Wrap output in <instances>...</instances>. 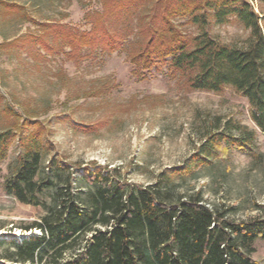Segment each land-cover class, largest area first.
I'll use <instances>...</instances> for the list:
<instances>
[{
  "label": "rangeland",
  "instance_id": "1",
  "mask_svg": "<svg viewBox=\"0 0 264 264\" xmlns=\"http://www.w3.org/2000/svg\"><path fill=\"white\" fill-rule=\"evenodd\" d=\"M0 1V133L11 124H30L17 131L0 160V240L41 235L25 227L40 220L43 209L20 203L4 189L9 168L31 134L43 145V166L54 159L69 165L76 186L85 168L109 172L137 187L168 175L173 194H199L209 205L230 208L236 221L259 216L264 133L251 119L248 100L231 87L220 93L191 90L184 76L170 70L169 59L142 72L144 77L131 61L144 40L141 23L152 21L153 0L125 2L106 21L122 39L119 50L77 44L73 57L70 34L90 33L89 16L105 12L104 0ZM251 3L263 17L264 4ZM173 20L187 36L198 33L189 17ZM154 22L163 25L159 17ZM207 31L228 44L249 36L235 17L211 23ZM228 121L255 132L254 155L232 149L226 159L200 160L206 135ZM187 166L190 174L178 171ZM254 248L252 259L264 264V240L258 239Z\"/></svg>",
  "mask_w": 264,
  "mask_h": 264
},
{
  "label": "trees",
  "instance_id": "2",
  "mask_svg": "<svg viewBox=\"0 0 264 264\" xmlns=\"http://www.w3.org/2000/svg\"><path fill=\"white\" fill-rule=\"evenodd\" d=\"M131 1L146 0H104L105 12L89 16L93 30L70 34L72 57L77 44L96 48L101 43L110 53L119 50L122 39L106 21ZM251 2L153 0L152 21L141 23L144 40L132 63L142 73L169 59L170 70L184 76L191 90L220 93L233 88L248 100L251 119L264 133V16ZM177 16L189 17L198 33L187 36L172 21ZM158 17L162 26L154 22ZM231 17L249 31L242 43H223L207 31L211 23L223 24ZM28 126L29 121L20 127L11 124L0 133V160L17 131ZM214 129L205 137L200 160L226 159L232 149L254 155L256 135L247 126L228 121ZM27 141L22 143L24 153L9 168L4 189L20 203L43 209L40 220L25 227L36 228L41 235L0 240V264H257L252 254L254 243L264 240V205L257 206L259 216L236 221L230 208L209 205L199 194H173L168 175L137 187L109 172L85 168L81 185L76 186L69 165L54 159L43 166V145L37 135L31 134ZM178 171L190 174L191 167Z\"/></svg>",
  "mask_w": 264,
  "mask_h": 264
}]
</instances>
